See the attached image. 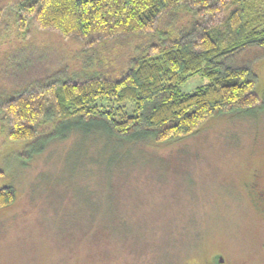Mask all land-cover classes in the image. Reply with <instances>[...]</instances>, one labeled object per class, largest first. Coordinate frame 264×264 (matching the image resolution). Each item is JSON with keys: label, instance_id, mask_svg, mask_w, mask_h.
<instances>
[{"label": "rangeland", "instance_id": "rangeland-1", "mask_svg": "<svg viewBox=\"0 0 264 264\" xmlns=\"http://www.w3.org/2000/svg\"><path fill=\"white\" fill-rule=\"evenodd\" d=\"M6 8L0 104L30 79L76 68L87 45L32 24L21 29ZM140 40L109 42L102 53L119 69ZM255 71L259 107L220 114L167 143L120 139L78 120L13 143L0 119V188L15 194L0 208V264H211L216 256L264 264V216L242 186L252 167L264 179V60ZM206 83L191 75L178 93Z\"/></svg>", "mask_w": 264, "mask_h": 264}, {"label": "trees", "instance_id": "trees-1", "mask_svg": "<svg viewBox=\"0 0 264 264\" xmlns=\"http://www.w3.org/2000/svg\"><path fill=\"white\" fill-rule=\"evenodd\" d=\"M6 7L21 29L32 24L87 43L76 68L30 79L0 104L10 142L78 120L120 139L167 143L262 104L255 67L264 60V0H6L0 20ZM131 37L141 42L117 69L103 47ZM194 74L207 83L179 94ZM14 198L11 187L0 188V208Z\"/></svg>", "mask_w": 264, "mask_h": 264}, {"label": "flooded vegetation", "instance_id": "flooded-vegetation-1", "mask_svg": "<svg viewBox=\"0 0 264 264\" xmlns=\"http://www.w3.org/2000/svg\"><path fill=\"white\" fill-rule=\"evenodd\" d=\"M242 186L254 211L258 215L264 216V179L261 170L255 167L250 168ZM222 262V258L216 256L211 264H221Z\"/></svg>", "mask_w": 264, "mask_h": 264}]
</instances>
